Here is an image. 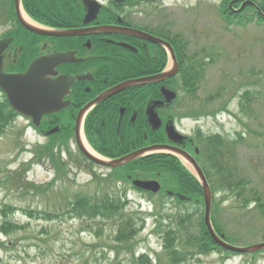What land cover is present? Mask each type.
<instances>
[{
    "label": "rangeland",
    "instance_id": "374dc122",
    "mask_svg": "<svg viewBox=\"0 0 264 264\" xmlns=\"http://www.w3.org/2000/svg\"><path fill=\"white\" fill-rule=\"evenodd\" d=\"M220 1L211 0L209 3L217 2L216 5H219ZM4 13L5 10L1 9L0 19L4 17ZM217 19L216 7L211 6L208 12L202 10L194 19L180 20L178 27L180 31L185 32L188 25L196 27L195 33L185 35L192 53L200 55L201 49H205L214 56V62L204 67L195 94L181 91L180 95L181 113L205 115L187 117L178 127L189 135L194 134L198 126H201L203 132L221 133L231 138L239 131L245 132V143L238 145L237 164L241 174L249 178L255 187H259L264 196V136H261L264 133V27L255 24L244 26L234 24L227 28L226 25L220 24L223 22L220 15L219 20ZM10 26L11 23L3 25L0 31H5ZM13 54L10 53V59ZM247 89L253 91L254 100L252 110L244 114L241 112L238 96ZM220 91L222 92L220 97L212 102L208 101L210 96ZM224 107H229L232 112L221 111ZM214 110L219 111L216 116L207 114ZM196 118H199L198 122ZM28 125L25 119H19L8 130L6 129L7 133L0 138V181L7 175L13 177L11 171L23 167L28 169L26 175L29 179L38 184H46L55 175L47 158L40 162L36 160L38 162L35 164L31 162L34 147L45 139L38 138L32 129H27ZM55 147L56 153L67 163L70 179H59L55 183L56 187H63L65 193L77 190L87 193L93 191L95 183L92 184V171L107 173V170L91 167L80 155L75 142L64 147ZM66 155L68 157L71 155L72 158L67 160ZM187 166L189 168V165ZM115 190L127 192L128 199L131 200L130 207L133 209L139 207L140 203L144 208L140 210L144 214L138 216L145 217L146 221L135 239L136 255L145 252L150 255L162 253L163 237L157 230L156 217L150 215L153 205H150L145 195L134 190L129 183L125 186H116ZM17 193L15 185L8 186L0 182V209L4 205H13L16 208L28 205L46 208L49 205L54 207L58 203L53 192H49V198L42 197L41 200L33 201L32 197L17 199ZM168 200V209H164V215L172 213L176 205L170 198ZM239 205L235 195L228 196L219 211L221 227L229 232L233 238L231 241L235 244L264 241V217L253 211L256 206L251 207L250 211L253 212L243 213L244 209L239 208ZM163 219L165 224L168 223L166 216H163ZM12 220L21 222L26 228L9 236L2 234L0 229V240L5 243L4 246H0V264H109L108 260L113 264H128L126 255L122 254L117 258L114 252L97 247L101 243H113L114 227L111 229V226H106L105 234L98 237L93 230H83L84 220L73 217L63 221L46 222L29 219L22 211H18L12 216ZM2 221L0 214V224ZM92 245L95 246L91 247ZM160 255H166V252ZM191 264H264V252L255 256H234L227 260H223L220 254L214 252L202 256L201 260Z\"/></svg>",
    "mask_w": 264,
    "mask_h": 264
},
{
    "label": "flooded vegetation",
    "instance_id": "af4514ba",
    "mask_svg": "<svg viewBox=\"0 0 264 264\" xmlns=\"http://www.w3.org/2000/svg\"><path fill=\"white\" fill-rule=\"evenodd\" d=\"M42 1L45 6L41 5L40 0H21V8L30 20L35 19L55 28L89 29L87 35L39 36L22 25L17 6L12 5L8 23L13 25L0 31V38H12L3 55L6 70L12 66L22 71L34 58L56 50L76 51L75 58L80 59L79 62L62 64L57 68V74L44 77L50 88L62 94L69 84L56 81L59 75L85 73L84 79L76 80L61 100L62 103L68 102L65 107L42 118L37 130L43 134L55 127L59 128V134L74 131L78 113L99 96L107 95L127 80L160 73L169 64V57L163 46L150 39V35L170 42L177 54L180 15L195 12L200 4L199 0H106L95 20L85 24L86 12L82 0ZM6 4L7 8L8 0ZM201 5H204V1ZM226 5L225 0L219 6L228 18L240 15L264 22V0H234L232 6ZM238 9L240 11L236 12ZM100 27L107 29L99 31ZM11 52L14 54L10 59ZM177 58L182 65L179 55ZM163 85L153 83L132 87L99 101L85 115L86 141L106 156H119L153 144H146L149 133L163 134L167 123H176L178 119L179 106L177 101H173L156 108L162 119L160 128L154 130L149 123L147 109L154 101L164 99L161 92ZM165 85L171 90L177 89L178 76L167 79ZM70 140L74 141V137L71 136ZM159 142L173 144L167 139ZM184 147L188 148L190 144L186 143Z\"/></svg>",
    "mask_w": 264,
    "mask_h": 264
},
{
    "label": "trees",
    "instance_id": "16d2710c",
    "mask_svg": "<svg viewBox=\"0 0 264 264\" xmlns=\"http://www.w3.org/2000/svg\"><path fill=\"white\" fill-rule=\"evenodd\" d=\"M244 23V22H243ZM202 67H187L183 69V86L190 91H196L197 81L200 79ZM222 92L211 96L208 101L212 102L215 98L220 97ZM254 94L251 89H247L240 100L241 112L248 114L252 110ZM223 109H227L224 107ZM214 112H211V114ZM192 115H198L193 113ZM14 117L11 111L3 112L0 110V135L5 133L6 125ZM5 127V129H4ZM246 127V125H245ZM8 128V127H7ZM130 133H128V136ZM264 136V133L261 134ZM142 138V133H141ZM246 133L239 131L234 138L226 137L221 134H203L198 136V144L200 153L198 159L208 176L211 186L216 194H223L214 200L213 221L216 230L219 233L226 234V238L231 241L233 238L228 231H225L220 225L219 211L224 201L229 195H235L239 201V208L244 209L246 213L251 210L250 206L255 203L256 207L253 211H257L264 217V196L259 187H255L253 182L240 172L238 163V145L245 143ZM151 142L166 139L165 133H149ZM130 141V140H129ZM34 155L39 161L48 159L55 170V179L46 184H38L29 179L26 175L28 169L23 167L16 171H11L13 177L7 175L0 182L4 185H15L18 193L17 199H25L32 197L41 200L42 197L49 198V192L57 197L58 203L54 207L50 205L46 208L32 207H14L13 205H4L0 209L3 219L0 224L1 232L9 236L14 232L25 230L26 226L21 222L12 220V216L18 211H22L29 219H38L46 222L63 221L68 217L84 220L83 230H93L98 237L105 234L104 228L107 226L114 227L112 230L113 243H101L97 247L104 251L114 252L118 258L122 254L126 255L128 264H191L201 260L202 256H206L212 252L218 251L223 257L232 256V252L222 251L217 248L212 239L209 237L203 219V211L200 207L203 205L202 190L195 176L181 165L175 157L164 154L155 153L148 155L135 163L124 168V172L134 171L145 177L163 176L165 183L173 185V190L185 193L191 198L190 201L181 203L177 207V211L163 214L167 207L165 200L167 196H160L157 202L160 206L153 213L156 216L157 230L163 237V252L166 255H149L143 253L136 255V237L145 225V217L140 211L131 210L127 207L128 200L126 193L122 196L114 190L118 185L119 179H125L123 175L114 174L108 179L97 181L96 188L92 192H77L70 195L64 192L63 187H56L55 183L59 179H68L69 171L67 163L62 161L60 154L56 153V147L43 145L35 147ZM61 160H58L60 159ZM141 166L143 170H138ZM138 167L134 170L133 168ZM56 187V188H55ZM168 187V185H167ZM150 199H155L151 193ZM126 201H125V200ZM163 216H166L168 223L165 224ZM86 219V221H85ZM142 222V223H141ZM139 223L141 225L139 226ZM167 227V229H164ZM111 234V235H112ZM246 240V239H242ZM2 246L4 242L0 241ZM92 245L91 247H94ZM96 247V248H97ZM113 264L111 261H107Z\"/></svg>",
    "mask_w": 264,
    "mask_h": 264
},
{
    "label": "water",
    "instance_id": "95a60500",
    "mask_svg": "<svg viewBox=\"0 0 264 264\" xmlns=\"http://www.w3.org/2000/svg\"><path fill=\"white\" fill-rule=\"evenodd\" d=\"M88 1H91V2H88ZM85 3L89 7V13L85 19V22H89L97 14L100 8V5L95 0H85ZM23 24L30 30H33L37 33L48 34V35L64 36V35H74L78 33H89V30H85V31L43 30L33 25H30L28 23H25L24 21H23ZM101 30H104V29H101ZM158 41L162 42L168 48H170V51L172 52V55L175 59V53H174V50L171 48V46L167 42H164L162 40H158ZM5 42L8 43L9 41H5ZM1 43H4V42L0 41V87L8 94L9 100L11 104L14 106V108H16L21 113L33 116L35 119V122L38 123L39 119L44 113L55 111L59 108V107L54 106V104L57 102V96L53 92L54 89L48 86L49 83L46 82L44 77L48 74H56V72L54 71V68L58 66L59 64L63 62L73 61L74 60L72 58L73 52L52 54L47 58H43V56H41L34 60V62L31 64L30 68L28 69L26 73H7V72H4V70L2 69L1 53L4 49ZM177 71H178V65L175 59V65L171 70L160 73L150 78H146V79H138V80H132V81L130 80L129 82H126L124 84H121L115 87L107 95L104 94L100 96L96 102L101 101L102 99H104L105 97H107L108 95L114 92L120 91L132 85H137V84H142V83L152 82V81L153 82L162 81L174 75ZM75 79H76V76L74 75H63L56 81H62L63 84H70V83H73ZM163 92L167 95L168 100H172V98L175 96L174 92H171V95H168V93L170 92L166 90L165 88L163 89ZM91 104H89L79 114L78 122L76 125V137H77V141H78V144L81 150L85 153V155L88 158L95 161L96 163L111 166V167H118V166L125 165L127 163H130L140 158L141 156H143L146 152L150 150L167 148L166 145H155V146H151L145 149L136 150L134 152H131L128 155H125L123 157H120L114 160H105V159H102L94 155L92 152H90V150H88V148L82 141V137H81V124H82L83 116L85 114V110H87ZM148 114H149L151 123L154 124V128H159L161 126V120L156 114V112L153 109H150L148 111ZM167 133L169 135V138L177 143H180L184 141L185 139V136L182 135L180 132H178L174 128L173 125L167 126ZM173 148L174 149H171V150H175L180 155H182L185 159H187L197 171V174L199 176V179L203 187L204 198H205V203H206L205 222H206L209 233L211 234L213 239L216 241V243L225 249H229L235 252H243V253L244 252H255V251L264 249V242L254 244L251 246H247V247L234 246L226 242L223 239V236H219L216 233L212 225V222H211L212 190L210 188V185L207 181L205 174L203 173L200 165L197 163V161L195 160L193 156H191L188 152L178 147H173ZM134 184L139 188L150 190L153 192H158L160 189V183L156 180H135Z\"/></svg>",
    "mask_w": 264,
    "mask_h": 264
}]
</instances>
